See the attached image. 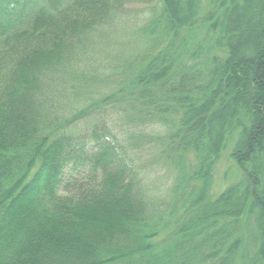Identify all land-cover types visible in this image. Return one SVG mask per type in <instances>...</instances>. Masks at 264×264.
Returning a JSON list of instances; mask_svg holds the SVG:
<instances>
[{"label": "trees", "instance_id": "trees-1", "mask_svg": "<svg viewBox=\"0 0 264 264\" xmlns=\"http://www.w3.org/2000/svg\"><path fill=\"white\" fill-rule=\"evenodd\" d=\"M122 2L143 47L86 75ZM0 264H264V0H0Z\"/></svg>", "mask_w": 264, "mask_h": 264}, {"label": "rangeland", "instance_id": "rangeland-1", "mask_svg": "<svg viewBox=\"0 0 264 264\" xmlns=\"http://www.w3.org/2000/svg\"><path fill=\"white\" fill-rule=\"evenodd\" d=\"M154 4V2L147 5L138 3H121V6L118 7V10L116 11V15L119 16L118 18L121 19L123 24H125V22L127 24L123 27L119 26L117 29H114V31H110L108 41L98 44L99 47L97 48V54L89 63V67H92L87 69L85 72L86 75L90 74L91 76L99 74L98 76H100L101 73L106 74L103 68L105 69L107 67H105L106 64L103 63L102 56L104 57L108 52L110 53L115 50H121L123 53H127V51L131 49L134 54L133 56H135L136 53L141 51L143 45L137 39L136 34L138 33V29L147 20L149 7ZM122 56L127 55L122 54ZM107 92L106 89H101L100 95ZM115 117L111 118V120H115ZM106 120L109 121L107 118ZM91 126L92 123L90 120L79 122L74 128H72V135L75 138H85L89 134ZM160 131L161 130L158 128H149L145 132L147 137H152V133L158 134ZM133 157L136 159L137 165L140 168L144 167V169H142V173L144 174L142 183L145 188L147 187V195L149 196L147 200L152 202L158 197L161 198V195L166 196L167 190L172 183L174 172L166 166L163 160L157 158L154 152L150 151V145H142L138 147V150L136 149L133 153ZM232 164V161L229 159L228 151H224L215 169L213 185L210 191L211 197L218 196L228 186L239 180L236 175V170H233L234 167ZM151 191L152 197L150 196Z\"/></svg>", "mask_w": 264, "mask_h": 264}]
</instances>
